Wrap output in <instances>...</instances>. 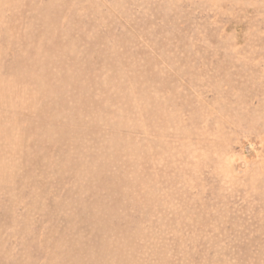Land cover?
<instances>
[{"label":"rangeland","instance_id":"obj_1","mask_svg":"<svg viewBox=\"0 0 264 264\" xmlns=\"http://www.w3.org/2000/svg\"><path fill=\"white\" fill-rule=\"evenodd\" d=\"M0 264H264V0H0Z\"/></svg>","mask_w":264,"mask_h":264}]
</instances>
